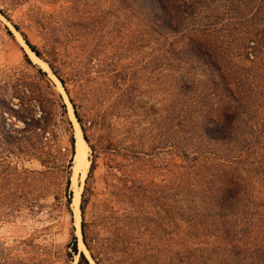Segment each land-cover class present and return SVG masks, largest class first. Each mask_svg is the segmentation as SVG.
<instances>
[{"label":"trees","instance_id":"trees-1","mask_svg":"<svg viewBox=\"0 0 264 264\" xmlns=\"http://www.w3.org/2000/svg\"><path fill=\"white\" fill-rule=\"evenodd\" d=\"M120 3L125 44L121 57L110 64L99 58L100 42L84 62L69 61L58 51L57 30L44 15L35 21L39 26L46 21L44 29L52 28L50 52L43 54L25 36L23 40L37 58H46L67 95L83 140L94 153L88 133L107 129L109 115L124 119L129 136L137 134L128 151L133 157L166 148L170 205L162 204L161 212L166 210L170 226L173 264H264V0ZM24 59L32 66L26 54ZM37 72L40 90L26 86L28 99H20L21 110L8 108V123L1 115L0 223L33 207V200H25L28 177L44 179L58 170L57 155H69L72 167L75 155L66 104L47 73ZM147 92L166 94L165 103L156 107L144 102L141 95ZM91 96L100 103L112 99L111 114L104 109L95 118L89 116L86 103ZM31 101L37 103L39 116L31 114ZM143 121L152 128L137 132ZM49 127L56 129L51 130L50 140L45 137ZM63 131L69 134L67 139ZM147 143L145 150L142 145ZM107 145L99 151L109 150ZM31 160L40 161L44 170L25 167L24 162ZM69 187L68 179V204ZM85 205L83 196L82 216ZM81 236L93 262L105 264L93 253L95 245L84 221ZM71 249L79 256L77 264H90L78 251L74 235ZM147 257L143 259L152 263L153 258Z\"/></svg>","mask_w":264,"mask_h":264},{"label":"rangeland","instance_id":"rangeland-1","mask_svg":"<svg viewBox=\"0 0 264 264\" xmlns=\"http://www.w3.org/2000/svg\"><path fill=\"white\" fill-rule=\"evenodd\" d=\"M121 5L120 0H0V120L2 115L6 123L10 121V107L21 110L20 99H28L26 86L40 90L36 81L39 78L37 71L41 69L66 104L65 117L71 122L75 137L80 128L73 119L67 95L50 72L46 58L35 57L25 46L23 36L41 53H49L52 28L48 25L44 29L46 21L41 26L35 21L36 16L44 15L57 30L61 46L58 51H62L69 61L74 64L84 62L88 54H92L91 48L100 42L99 58L110 64L121 57L125 44L121 40L120 26L125 17ZM85 46L87 50H83ZM25 54L32 66L26 63ZM95 58L92 64L96 66ZM119 62L123 63L124 59ZM78 86L84 90L81 84ZM144 90L150 91L149 87ZM165 97L166 94L156 92L141 95L144 102L156 107L165 103ZM36 104L31 101L28 106L31 114L39 116ZM111 105L110 98L100 103L92 96L86 103L89 116L94 118L104 109L111 114ZM106 118L107 129L88 133L90 145L96 147L97 152L94 153L84 141L88 147L86 168L79 165L77 171L74 161L72 167L69 166V155L65 158L57 155L58 170L44 179L41 176L27 178L25 200H33L34 205L0 223V264H77L79 256L73 255L71 249L73 235L78 238V251L85 253L90 264H95L82 242L83 221L95 245L94 255L104 258L105 264H173L170 226L166 210L161 212L162 204L166 208L170 205L167 198L171 180L169 153L163 148L140 159L133 157L128 151L136 143L133 139L137 134L132 137L127 134L123 118L116 115ZM12 122L17 123L13 119ZM146 128L151 129L152 124L143 121L137 132ZM51 130L56 131L49 127L45 133L49 140ZM62 136L67 139L69 134L63 131ZM106 144L109 150L99 151ZM148 144L142 148L147 150ZM49 145L53 147V143ZM55 146L58 147L54 144L53 148ZM24 165L28 169L44 170L37 160L24 162ZM68 179L70 204L67 202ZM83 196L86 205L82 216ZM97 250L101 252L98 254ZM145 254L147 258H153L152 263L143 259Z\"/></svg>","mask_w":264,"mask_h":264},{"label":"bare ground","instance_id":"bare-ground-1","mask_svg":"<svg viewBox=\"0 0 264 264\" xmlns=\"http://www.w3.org/2000/svg\"><path fill=\"white\" fill-rule=\"evenodd\" d=\"M75 139H76V141H75L76 160H78V162H79L78 166L82 165L83 167L86 168V166H87V150H88V147L85 144V142H84V140L82 138L81 131L79 129L77 130V132L75 134ZM78 166H76V170H77ZM73 179H75V178H73ZM75 204L77 205V199H76Z\"/></svg>","mask_w":264,"mask_h":264},{"label":"water","instance_id":"water-1","mask_svg":"<svg viewBox=\"0 0 264 264\" xmlns=\"http://www.w3.org/2000/svg\"><path fill=\"white\" fill-rule=\"evenodd\" d=\"M24 44H25V46H27L26 45V43H25V41H24ZM27 48H28V46H27ZM29 49V48H28ZM30 50V49H29ZM31 52V51H30ZM32 53V52H31ZM34 54V53H33ZM35 56V55H34ZM36 57V56H35ZM57 80V79H56ZM60 84V83H59ZM68 101V100H67ZM68 105L70 106V103L68 102ZM71 108V107H70ZM73 119L75 120V122H76V119H75V117H74V115H73ZM77 123V122H76ZM80 128V127H79ZM74 139H75V137H74ZM74 163H75V166H78V164H79V162H78V160H76V152H75V155H74ZM77 237V236H76ZM77 240H78V238H77Z\"/></svg>","mask_w":264,"mask_h":264}]
</instances>
